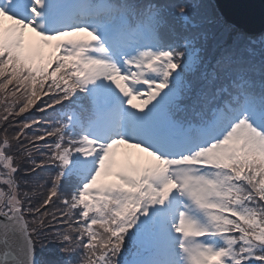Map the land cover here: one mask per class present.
I'll return each instance as SVG.
<instances>
[{
	"label": "snow or ice",
	"instance_id": "snow-or-ice-1",
	"mask_svg": "<svg viewBox=\"0 0 264 264\" xmlns=\"http://www.w3.org/2000/svg\"><path fill=\"white\" fill-rule=\"evenodd\" d=\"M176 23L187 4L0 0V264H264V60L224 23L206 61ZM22 164L55 172L21 192Z\"/></svg>",
	"mask_w": 264,
	"mask_h": 264
},
{
	"label": "trees",
	"instance_id": "trees-1",
	"mask_svg": "<svg viewBox=\"0 0 264 264\" xmlns=\"http://www.w3.org/2000/svg\"><path fill=\"white\" fill-rule=\"evenodd\" d=\"M183 1V3L185 2V0H181ZM140 2H147V0H140ZM159 2L162 3H181L180 0H159ZM204 2H206L207 5H209L210 7V11H211V17H210V21L208 23H206L207 21L205 20L203 22V25L205 27V37L206 39L204 40V42L201 40V42L203 43L202 48H203V56L205 58L206 61H210L213 59V57L215 55L218 54L219 51V45L222 43L220 37H221V25L224 24L225 22L217 16V14L215 13L213 6H212V1L211 0H204ZM203 3V2H202ZM214 5V4H213ZM177 11V10H174ZM191 24H196L194 21H192V19L190 20ZM190 24V26L188 28H183L179 23H176L174 25L175 31L181 35H190L193 32H200L201 28L199 26L196 27H192ZM215 29V32L213 33L212 36H210L211 31ZM238 33H242L244 35L243 32L241 31H236ZM246 35V34H245ZM244 35V36H245ZM248 39H253L255 41V55L248 58L250 59L251 63L259 66L262 62V60H264V55L261 54V46L258 44L260 43V39L261 37H255V38H251L248 37L247 35L245 36ZM264 37V34H263ZM247 43V40H241V45L243 46L244 44ZM42 100L46 101L47 97H43ZM42 101H38L37 103H41ZM25 115H29V114H25ZM31 115L35 116L36 118H44L46 114L44 113H40V112H36L35 110H33L31 112ZM48 115H51V110H49ZM18 120H20L21 118H17ZM37 126H33V128L35 129ZM43 127H47V125H44ZM43 127H41L39 130L42 131ZM29 132V135H31V130H26ZM3 133L0 132V136H2ZM41 144L43 142H40ZM46 151V149H44ZM40 157L37 156V159H39ZM27 167V165H21V171L17 174V180L19 182L20 185V190L21 192L28 190L33 184L35 183H44L45 181L49 180L50 177L54 174L55 169L53 168H44V169H38L37 174H34L32 176H29L27 181L25 180V177L28 176V173L24 170ZM71 191V187L66 183L62 186L61 189V195H68L69 192ZM46 192V188H39L36 195H34L32 197L33 203L36 204L37 201H39L40 199H42V194ZM38 206V205H37ZM55 209H51V211H54ZM29 219H31V217H29ZM59 225L54 223L53 225H51L50 229L46 230L45 233L43 235H41L38 238V242L36 244V252L38 254V258L40 259H45V260H49L52 262H59V261H63L64 259H66V257L59 252V246L60 243L59 241H57L55 239V233L56 231L59 229ZM80 254V250L78 249L76 251V253H74L71 257L72 259V264H78L79 262V256Z\"/></svg>",
	"mask_w": 264,
	"mask_h": 264
},
{
	"label": "water",
	"instance_id": "water-1",
	"mask_svg": "<svg viewBox=\"0 0 264 264\" xmlns=\"http://www.w3.org/2000/svg\"><path fill=\"white\" fill-rule=\"evenodd\" d=\"M223 20L250 36L264 33V0H211Z\"/></svg>",
	"mask_w": 264,
	"mask_h": 264
},
{
	"label": "rangeland",
	"instance_id": "rangeland-1",
	"mask_svg": "<svg viewBox=\"0 0 264 264\" xmlns=\"http://www.w3.org/2000/svg\"><path fill=\"white\" fill-rule=\"evenodd\" d=\"M180 2L183 3V1H181V0H180ZM183 4L188 5L190 20L192 19V21H194L196 23L195 27L199 26L201 28L200 32H193L192 31V33L189 36L199 37L200 38L199 43L202 46L203 43L201 42V40L203 42L205 40V27L203 25V22L205 20L207 21L206 23H208L210 21V17H211V11L210 10L211 9H210L209 5H207L206 2H204V0H185V2ZM213 4H212V6H213L215 13L217 14L218 17L222 18L219 15V12L217 11L215 5H213ZM215 29H216V27L211 31L210 36L213 35V33L215 32ZM239 31H241V30H239ZM241 32H243V31H241ZM255 37H261L260 43H258L261 46V42L264 41L263 35H257V36H254L252 38H255ZM124 151H126V150L123 149L122 147L119 149V153H123Z\"/></svg>",
	"mask_w": 264,
	"mask_h": 264
},
{
	"label": "bare ground",
	"instance_id": "bare-ground-1",
	"mask_svg": "<svg viewBox=\"0 0 264 264\" xmlns=\"http://www.w3.org/2000/svg\"><path fill=\"white\" fill-rule=\"evenodd\" d=\"M235 31H238V30H237V29H235ZM244 35H245V34H244ZM246 35H247L248 37H251V38H252V37H254V36H250V35H248V34H246ZM246 35H245V36H246Z\"/></svg>",
	"mask_w": 264,
	"mask_h": 264
}]
</instances>
